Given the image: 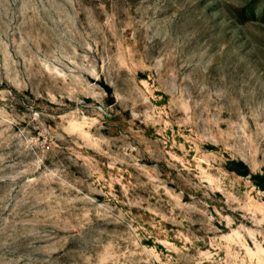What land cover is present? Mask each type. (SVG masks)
I'll use <instances>...</instances> for the list:
<instances>
[{
    "label": "rangeland",
    "instance_id": "obj_1",
    "mask_svg": "<svg viewBox=\"0 0 264 264\" xmlns=\"http://www.w3.org/2000/svg\"><path fill=\"white\" fill-rule=\"evenodd\" d=\"M264 0H0V264H264Z\"/></svg>",
    "mask_w": 264,
    "mask_h": 264
},
{
    "label": "water",
    "instance_id": "obj_2",
    "mask_svg": "<svg viewBox=\"0 0 264 264\" xmlns=\"http://www.w3.org/2000/svg\"><path fill=\"white\" fill-rule=\"evenodd\" d=\"M263 187H264V185H263Z\"/></svg>",
    "mask_w": 264,
    "mask_h": 264
}]
</instances>
